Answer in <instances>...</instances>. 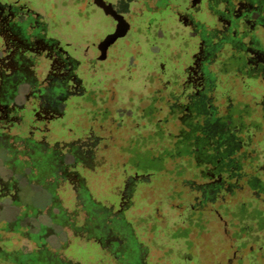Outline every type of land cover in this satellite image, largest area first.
Segmentation results:
<instances>
[{"label": "rangeland", "instance_id": "obj_1", "mask_svg": "<svg viewBox=\"0 0 264 264\" xmlns=\"http://www.w3.org/2000/svg\"><path fill=\"white\" fill-rule=\"evenodd\" d=\"M29 1H13L9 23L31 21ZM154 1L92 19L33 0V22L82 57L81 95L59 118L26 85L10 94L14 57L0 40V264H264V76L226 68L233 48L199 33L139 44ZM207 59L219 76L202 73ZM36 65L32 89L56 86Z\"/></svg>", "mask_w": 264, "mask_h": 264}, {"label": "flooded vegetation", "instance_id": "obj_2", "mask_svg": "<svg viewBox=\"0 0 264 264\" xmlns=\"http://www.w3.org/2000/svg\"><path fill=\"white\" fill-rule=\"evenodd\" d=\"M9 2L7 8L2 6V2ZM14 0H0V40L9 42V52L13 53L14 69L9 78L11 84L10 94L18 95L21 93L23 85L28 87L26 99L32 96L39 97L44 102L36 106L38 110H43L46 116L55 115L60 117L57 112L63 109L66 103V96L81 95L79 88L74 85L75 80L80 75L79 60L81 55L76 52V47L69 41L62 43L59 40L49 39V28H45L44 23H35L32 19L33 0L23 4V8L28 10L30 18L28 21H17L9 23L13 14H18ZM67 11H72V4H75L76 13L80 9L87 10L92 19L97 17L98 12L109 14L113 10L119 11V6L125 0H61ZM132 4H137L139 9L145 12L150 1L153 0H130ZM20 3V0H15ZM85 2V8L79 6ZM200 0H156L153 2L157 11L155 16L146 18L141 22L140 29H137L141 38L139 44L150 43L152 46L156 41H161L162 30H169L171 34H180L182 36H192L201 34L207 45H216L217 47L229 45L232 47L231 55L221 64L226 68L234 69L236 74H249L250 78H258V75L264 76V0H202L203 10L196 12L197 21L192 18L193 6ZM161 6H166L169 13L165 16L161 13ZM17 7V8H16ZM77 7V8H76ZM22 9V8H21ZM202 12L203 17L198 16ZM9 15V18L7 16ZM196 20V22L194 21ZM164 20L162 25L159 21ZM169 24L168 26H164ZM155 45V44H153ZM160 45V44H158ZM97 46V41L92 43ZM241 48H244L242 53ZM78 59H77V58ZM43 63L47 68L49 78L56 81V86L52 88L32 89L33 79L38 78V67L36 63ZM207 59L202 67V73L208 76L210 69L207 66ZM227 64V65H226ZM40 66V65H39ZM45 68V69H46ZM204 68H206L204 70ZM45 71L42 70V74ZM220 73L215 76H219ZM214 76V75H211ZM214 76V77H215ZM208 80V79H207ZM209 80L206 84V90L209 89ZM264 87V86H263ZM202 91V97L207 93ZM46 96V97H45ZM203 97L202 99H204ZM35 102L31 106L35 108ZM199 105V103H198ZM37 110V111H38ZM33 113V110H31Z\"/></svg>", "mask_w": 264, "mask_h": 264}, {"label": "trees", "instance_id": "obj_3", "mask_svg": "<svg viewBox=\"0 0 264 264\" xmlns=\"http://www.w3.org/2000/svg\"><path fill=\"white\" fill-rule=\"evenodd\" d=\"M222 162H223V161H221L219 164L216 163V165H217L216 167L219 168V167H220V164H221ZM211 174H212V175H217L215 171L212 172ZM232 177H233V176H232V174H230V173L226 176L227 179H232ZM261 192L264 193V189L261 190ZM249 220H252V219H249ZM249 220H248L247 218H245V221H247V222L249 223V226H248L249 229H253V233H254V232H255V233L257 232V234H258V232H260V230H258V228L256 227V225L253 227V225H252L253 223H251V221H249ZM252 221L254 222V220H252ZM250 225H251V226H250ZM251 232H252V231H251ZM262 250H264V244H262V245L259 247V251H262Z\"/></svg>", "mask_w": 264, "mask_h": 264}]
</instances>
